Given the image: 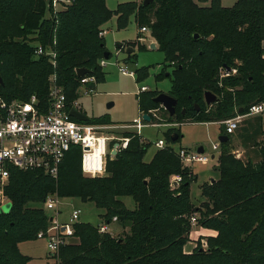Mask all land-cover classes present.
<instances>
[{
    "label": "trees",
    "instance_id": "trees-1",
    "mask_svg": "<svg viewBox=\"0 0 264 264\" xmlns=\"http://www.w3.org/2000/svg\"><path fill=\"white\" fill-rule=\"evenodd\" d=\"M46 13V0H0V94L7 100L27 99L34 93L43 99L48 77L55 74L71 107L81 84L76 68L90 69L84 76H94L96 83L104 79L99 62L107 50L104 25L112 16L117 29H125L132 17L139 29L146 26L164 54L163 65L172 67L167 73L168 94L177 104L167 122L219 121L260 100V93L264 97V0H236L230 7L220 0H153L146 5L131 1L114 10L105 0H71L57 17L45 19ZM36 31L41 45L55 52L54 64L48 55L34 54L36 46L27 36ZM133 58L134 53H127L124 61ZM227 67L236 72L221 76ZM134 72L140 80L148 66ZM206 90L218 98L208 106ZM158 93L141 92L138 97L140 112L148 113L156 124L166 122L151 113L165 110L153 101ZM89 122L108 123L109 117H92ZM174 131L179 133L175 127L164 131L166 146L156 149L149 161L144 159L147 145L139 136L126 134L127 147L112 158L106 156L105 176L83 175L79 145L65 153L56 180L39 170L11 168L5 187L11 207L0 212V264H264V140L258 162L235 158L228 143H222L217 157L220 177L201 186L204 200L196 205L190 199L196 176L173 148ZM174 175L180 177L175 185ZM50 193L91 200L102 210L105 226L116 217L128 231L115 237L100 232V226L77 221L73 225L77 243L62 246L57 256H50L53 261L33 263L18 244L37 239L50 216L27 204L43 203ZM124 196L132 197L133 208L124 205ZM192 215L216 235L206 238L204 251L198 243L188 254L182 248Z\"/></svg>",
    "mask_w": 264,
    "mask_h": 264
},
{
    "label": "rangeland",
    "instance_id": "rangeland-1",
    "mask_svg": "<svg viewBox=\"0 0 264 264\" xmlns=\"http://www.w3.org/2000/svg\"><path fill=\"white\" fill-rule=\"evenodd\" d=\"M69 1L71 0H56L55 2L53 0H49L45 19L50 20L52 17H57L59 12H62L67 8V5L70 3ZM131 1L141 3L142 0H105V4L108 9L114 10L115 8H117L119 3ZM194 1L197 2L198 0ZM235 1L236 0H220L222 6L224 7L232 6ZM104 29L105 47L111 53V56L105 59V65L101 66V71L104 74V79L100 83L96 84L93 93L85 95L82 93L83 91H81V96H79L78 98L79 107L83 111H85L88 116H98L101 114H107L110 123L129 122L132 121L134 117H138L139 114L136 98L137 90L141 86H145L146 89L142 91V94L154 91L168 93L171 86V79L167 75V73H171L172 67H165L163 65V52H161L157 48H151L150 45H148L150 43L149 40L151 37L148 31H140V34H138L140 29L136 25L133 17L131 18L130 23L125 29H117L116 18L112 16L111 19L104 25ZM139 35L144 38L145 35H147L148 37L146 38L149 39L137 41V37ZM38 36L39 32L36 31L35 33L27 36V41L35 46L39 45L41 43L37 39ZM120 43H123V49L118 51V44ZM138 43L143 45V48H141V45H139ZM127 47H134V51L132 53H134L135 58H133V62L124 61V58L127 55ZM43 48L46 52H50L51 50L50 46L47 44L43 46ZM119 65H126L128 70L133 71L135 69L137 70L141 69V67L148 66V73L147 75L145 74L140 80H137V74L135 77H131L129 75L121 73L118 68ZM160 73L164 74L162 77L158 78V74ZM232 73L234 74L235 72ZM95 83L96 79L94 77V84ZM231 89H235V87ZM258 99H264L263 94L260 93ZM109 103L111 104L108 105ZM236 110L237 109H234V113ZM154 111L155 109L152 110V112ZM156 111L157 117L162 121H166V123L163 124H168L169 122H167L166 110L159 109ZM242 121H244L242 126H240L239 123V127H237L238 129L235 130V136L237 134L238 137V134H240L239 137H242V140L238 141V139H236V142L235 140H233L235 142V146L236 143H238V146L236 147L241 149V153H239V151L235 149V146L230 147L229 145H227V149L234 155L235 158L240 159L242 161H248L243 159L244 152L242 150L243 148H241V145L247 148L255 147V149L259 151L260 144L264 140V132H259L260 127H257V123L258 125L259 123L264 125V116H247L244 117ZM163 124H160V127H157L156 125L147 124L141 129V137L144 139V143L147 145V151L145 154L146 160L151 158L153 152L156 151V146L154 145V142L157 141V139L164 137V131L168 126H163ZM253 126L256 127V129L252 130ZM241 127H244L242 128V132L239 131L241 130ZM177 128L179 129L182 136L178 141L173 144L174 149L182 147L191 150L195 149L198 145L203 144L206 148L205 153L215 154V160L211 159V161L205 164L195 162L191 166L193 168L194 174L197 175V180L191 183L190 199L194 204L199 205L201 203L200 201L204 200L201 199L202 197L200 198L201 186L209 185L211 182L218 180L220 177V174L218 173L219 171L213 170L215 162L216 164L218 163V159L216 160V157L219 156L220 152L218 154L216 150H213L212 144L218 141V134L220 130L224 128V126L218 123L204 124L203 122H194L181 123L177 125ZM250 130L252 131V135H250ZM243 134H245V138ZM251 151L254 150L252 149ZM88 155L94 156L91 154ZM211 178H214V180L210 181ZM176 179L177 176H172L171 184H177L174 183ZM55 198H57L58 200L57 206L54 209H47L43 203L38 202H29L27 205L31 208H42L48 216L57 218L59 222H68L71 211L73 209H79V221L87 222L97 227L105 223L103 222V219L101 217L102 210L97 208L91 200H82L79 197L55 196ZM122 199L124 205L127 208L134 207V201L132 197L124 196L122 197ZM7 202H10L9 198ZM200 227L202 228V226L198 225V223L194 225L190 223L188 241L183 245L182 248L184 253H191L198 246V243L201 244V247L205 249L207 247L206 238L208 236L216 235L198 234L197 237H192L191 235L193 234V232H196L201 229ZM106 229V232H109L112 236L117 237L120 235H124L128 231V225L122 226L121 223L116 220V217H113L111 224H109ZM78 241V237H75L71 240V243H77ZM18 248L23 255L31 257V261L33 263L53 261V259H51L49 256L45 241L43 239L37 238L33 240L22 241L18 244Z\"/></svg>",
    "mask_w": 264,
    "mask_h": 264
},
{
    "label": "built area",
    "instance_id": "built-area-1",
    "mask_svg": "<svg viewBox=\"0 0 264 264\" xmlns=\"http://www.w3.org/2000/svg\"><path fill=\"white\" fill-rule=\"evenodd\" d=\"M48 1L46 0L47 9ZM139 31L145 32L149 29L142 26ZM139 39L143 40V37ZM33 52L37 56L48 55L51 63H55L53 50L46 52L39 44ZM105 61L104 57L100 59V65H105ZM118 68L121 73L135 77V72L128 70L126 65H119ZM235 71V69L231 71L221 69V76H227ZM89 82L94 83L93 76L83 75L80 78L81 84ZM145 89V86L140 87L142 91ZM93 92L94 87L92 86L86 89L87 94ZM71 107L68 106L66 94L62 86L57 83L55 74L48 77L43 99L34 93L27 99L7 100L0 94V207L8 201L4 189L9 182L11 168L39 170L56 180L65 153L72 145H79L82 150L83 173L98 176L104 171L106 156H112V151L116 153L127 146L129 138L117 136L111 130L120 125L111 126L78 121L70 115ZM252 115H264V99L252 102L245 106V109L236 110L233 116L217 122L223 125L225 133L230 135L234 133L244 117ZM179 124L170 123L174 126ZM142 125L143 119L138 117L124 126L136 127L139 131ZM154 145L163 148L166 143L163 139H157ZM219 147L220 141L212 144L213 150ZM176 152L182 165L187 167L195 162L207 163L211 160L209 153H198L194 149L180 148ZM178 180L180 177H177L174 182L178 183ZM55 196L52 193L46 196L43 204L47 209H54L57 206L58 199ZM79 219L80 210L73 209L68 222H59L57 218L51 216L48 226L37 232L36 237L45 241L49 256H57L60 248L71 242L75 237L73 225ZM190 223L192 225L197 223L195 215L190 217ZM106 228L107 226L100 225L99 231L106 232Z\"/></svg>",
    "mask_w": 264,
    "mask_h": 264
},
{
    "label": "crops",
    "instance_id": "crops-1",
    "mask_svg": "<svg viewBox=\"0 0 264 264\" xmlns=\"http://www.w3.org/2000/svg\"><path fill=\"white\" fill-rule=\"evenodd\" d=\"M137 1H139V0H137ZM142 2V1H141ZM104 33H105V30H104ZM148 33H149V31H148ZM138 34H140V31L138 32ZM146 37H148L147 35H145V38L143 37V40L145 39H149V38H146ZM140 40V39H139ZM142 40V41H143ZM149 44L148 45H150L151 43H155V48H157V43H156V41L152 38V37H150V40H149ZM261 46H262V48L264 49V40H262V42H261ZM128 48V47H127ZM132 48H134V47H132ZM263 58H264V52H263ZM98 83H100V82H98ZM96 84L97 83H95V84H92V86L95 88V86H96ZM89 86H91V83L89 82V83H85V84H80L78 87H77V89H76V98H75V100L72 102V106L73 105H76V107L80 110V111H82L83 113H85L86 114V112L85 111H83L80 107H79V103H78V98H79V96H81L80 95V93H81V91H83L82 93L83 94H85V95H88L87 93H86V89L89 87ZM142 92V90H140V88L137 90V92H136V98H137V105H138V97H139V95H140V93ZM169 93V92H168ZM75 103V104H74ZM109 105V104H108ZM108 107H110V106H108ZM237 110H239V109H242V108H236ZM138 112H139V114H138V117H141L142 118V114H143V112H140V110H139V107H138ZM156 110L154 111V112H152V110H151V113L155 116V117H157V114H156ZM167 112V111H166ZM103 115H106V116H108L107 114H101V115H98V116H89L90 118H92V117H100V116H103ZM167 115L169 116V114H168V112H167ZM255 116V115H254ZM260 116H264V115H257V117H260ZM138 117H134L133 119H132V121H129V122H124V123H110V120H109V122L108 123H101V124H107V125H111V126H114V125H120V127H117V128H113V129H111L112 130V132H114L117 136H120V137H123V138H129V136H125L126 134H128V133H131V134H133V135H137V136H139V139H140V141L141 142H143L144 143V139L141 137V134H140V132H141V129L144 127V126H146L147 124H150V125H156L157 127H160L159 125L160 124H163V123H160V124H156V123H151L150 121H151V119H150V121L149 122H147V121H144L143 120V125L141 126V128L139 129V131H137V129H136V127H127V126H124V125H127V124H130V123H132L133 122V120L134 119H136V118H138ZM243 120V119H242ZM252 120H254V119H252ZM200 122H203L204 124H208V123H218L217 121H200ZM243 122L244 121H241L240 122V126H242V124H243ZM164 123H166V122H164ZM170 123H173V122H169L168 124H166V125H164L163 124V126H168V127H166V129L167 128H169V127H175V128H177V126H174V125H170ZM175 123V122H174ZM188 123H194V122H188ZM97 124H100V123H97ZM219 124V123H218ZM221 125V124H220ZM122 126V127H121ZM223 126V125H222ZM244 126V125H243ZM260 127V133H263L264 132V125L263 124H261V123H259V125H258V123H257V127ZM238 127H239V125H238ZM242 128H244V127H241V130H239L240 132H242ZM178 129V128H177ZM238 129V128H237ZM254 129H256V127H252V130H254ZM111 130H109V131H111ZM262 131V132H261ZM175 132V131H174ZM173 132V133H174ZM178 132L179 133H177V138H176V140L175 141H172V142H176L177 141V139H180L181 138V133H180V131H179V129H178ZM251 130H250V135H252L251 134ZM172 133V134H173ZM171 134V135H172ZM221 135H227L228 136V138H227V140L225 141V142H221L220 140H219V137H221ZM240 134H238V137H237V134H236V136H235V131H234V133H232V134H230V135H228V134H226L225 133V130H224V128L223 129H221L220 130V132H219V134H218V141H220V147H219V149H215L216 151H217V153L219 154V152H220V150H221V144L222 143H228V145L230 146V147H233V146H235V142H236V139H238V141H240V140H242L240 137ZM243 136H244V138H245V134H243ZM250 137V136H249ZM252 138V137H251ZM159 139H163L164 141H165V137H163V138H159ZM233 140H235V142L233 141ZM128 142H129V139H128ZM128 142H127V145H128ZM166 143V142H165ZM145 144V143H144ZM201 145H203V144H201ZM241 145V144H240ZM236 146H238V143H236ZM235 146V147H236ZM127 147V146H126ZM125 147V148H126ZM203 147H204V145H203ZM228 147V146H227ZM158 148H160V147H157L156 146V149H158ZM174 148V147H173ZM180 148H182V147H179L178 149H180ZM241 148H243L242 150H243V152H244V154H243V159L244 160H251L252 162H258L259 161V159H260V153H259V151L257 150V149H255V147H249V148H252L254 151H251L252 149H249V148H247V147H244L243 145H241ZM122 149H124V148H122ZM178 149H175V150H178ZM236 150H238L239 151V153H241V149H239V148H235ZM195 150V149H194ZM205 150H206V148L204 147V152H205ZM196 151V150H195ZM118 152V151H117ZM117 152L116 153H114L113 151H112V153H113V155L112 156H110V158H112L114 155H116L117 154ZM155 152V151H154ZM154 152H153V154H154ZM153 154H152V156H153ZM210 155H214V157L212 158L211 157V159L212 160H215V154H213V153H211ZM151 156V157H152ZM218 157V156H217ZM217 157H216V160H217ZM144 159H145V156H144ZM151 158H149L148 160H146V161H149ZM211 161V160H210ZM209 162V161H208ZM105 163H106V160H105ZM105 163H104V171L102 172V174L101 175H98V176H105L106 175V172H105ZM202 164H205V163H202ZM192 165H190L189 167L192 169V171H193V168L191 167ZM216 166H218L217 164H216V162H215V164H214V166H213V170H215V171H218V168H215ZM81 169H82V164H81ZM83 172V171H82ZM193 173H194V171H193ZM219 173V172H218ZM84 175H88V174H86V173H83ZM195 175V174H194ZM89 176H92L93 177V175H89ZM95 176H97V175H95ZM196 176V180H197V175H195ZM195 180V181H196ZM212 180H214V178H211L210 179V181H212ZM200 198H201V196H200ZM202 199V198H201ZM121 200L123 201V199L121 198ZM203 200H201L200 202H202ZM196 205H198V204H196ZM51 217V216H50ZM80 220V219H79ZM201 228V227H200ZM198 234H202V235H215L216 234V231H214V230H210V229H206V228H201V229H199L198 231H194L193 232V234L191 235L192 237H197L198 236ZM75 238V237H74ZM71 243V242H70Z\"/></svg>",
    "mask_w": 264,
    "mask_h": 264
},
{
    "label": "water",
    "instance_id": "water-1",
    "mask_svg": "<svg viewBox=\"0 0 264 264\" xmlns=\"http://www.w3.org/2000/svg\"><path fill=\"white\" fill-rule=\"evenodd\" d=\"M152 1L153 0H142L141 4L142 5H146V4H148V3L152 2ZM194 37H198V34H194ZM118 46H119V44H118ZM150 47L151 48H155V43L154 42L151 43ZM133 51H134V48H132V47H128L127 48V53H131ZM108 55H109V51L108 50L104 51L103 57L105 59L108 58ZM227 69L230 70L229 67H227ZM87 72H90V69H88L86 67H78V68H76V75L78 77H82ZM0 83H2V78L1 77H0ZM203 96H204V102H205V104L207 106L218 100L217 96L210 90L204 91ZM153 101L156 102V103H159L161 105V107H163L168 112L169 116L174 115L175 106L177 104V99L176 98H174L173 96H171L168 93L159 92L156 96L153 97ZM110 104L111 103H109V105ZM195 107H196V109H198L197 105ZM241 110L242 109H239V111H241ZM69 113H70V115L72 117H74L78 121L89 122L91 120V118L87 114H85L82 111H80L75 105L70 108ZM142 119L144 121L149 122L151 118H150V115L148 113H143L142 114ZM176 138H177V133L174 132L171 135V140L175 141ZM227 138H228L227 135H221V137H219V140L221 142H225L227 140ZM195 150L198 153H202V152H204V147H203V145H198L195 148ZM211 157L213 158L214 155H211ZM215 168H218V166H216ZM174 183H176V182H174ZM10 207H11V203L7 202V203H5L4 205H2L0 207V212H8L10 210ZM199 250L200 251H204L205 249L201 247Z\"/></svg>",
    "mask_w": 264,
    "mask_h": 264
},
{
    "label": "bare ground",
    "instance_id": "bare-ground-1",
    "mask_svg": "<svg viewBox=\"0 0 264 264\" xmlns=\"http://www.w3.org/2000/svg\"><path fill=\"white\" fill-rule=\"evenodd\" d=\"M87 154H89V153H87Z\"/></svg>",
    "mask_w": 264,
    "mask_h": 264
},
{
    "label": "flooded vegetation",
    "instance_id": "flooded-vegetation-1",
    "mask_svg": "<svg viewBox=\"0 0 264 264\" xmlns=\"http://www.w3.org/2000/svg\"><path fill=\"white\" fill-rule=\"evenodd\" d=\"M236 72V71H235Z\"/></svg>",
    "mask_w": 264,
    "mask_h": 264
}]
</instances>
